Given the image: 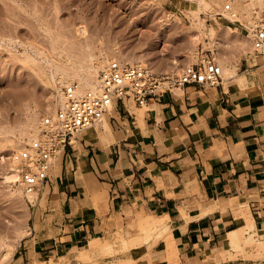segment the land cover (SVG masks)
I'll list each match as a JSON object with an SVG mask.
<instances>
[{
    "label": "crops",
    "instance_id": "0c3cea01",
    "mask_svg": "<svg viewBox=\"0 0 264 264\" xmlns=\"http://www.w3.org/2000/svg\"><path fill=\"white\" fill-rule=\"evenodd\" d=\"M263 67L247 68L243 86L188 85L166 94L146 107L144 126L129 106L115 110L109 144L87 130L80 147L62 153L39 192L30 232L9 264L133 260V254L113 259L96 252L86 262L79 254L89 249L91 257L97 249L91 241L125 233L130 222L147 215L171 228L181 264H213L209 259L224 242L232 246L228 235L246 228L250 217L254 231L263 232ZM236 261L252 258L228 263ZM137 264L169 262L155 256Z\"/></svg>",
    "mask_w": 264,
    "mask_h": 264
},
{
    "label": "rangeland",
    "instance_id": "374dc122",
    "mask_svg": "<svg viewBox=\"0 0 264 264\" xmlns=\"http://www.w3.org/2000/svg\"><path fill=\"white\" fill-rule=\"evenodd\" d=\"M206 2L207 6L200 8L196 0H0V239L6 237L15 245L13 254L0 264H9L18 254L22 238L29 234L33 222L36 203L12 198L5 175L13 153L29 144L14 141L15 134L21 128L38 133L42 116L58 108L54 105L63 85L52 80V68H68L70 60L83 69L93 65L98 77L107 60L116 57L164 73L210 57L220 65L222 60L227 61L233 70L234 77L225 83L239 84L237 79L245 76L247 68L264 65V57L248 58L251 46L239 39L247 35L246 27L261 15L264 4L260 7L252 0ZM226 3L232 5L236 17L226 15L230 14L225 12ZM199 18L204 20L203 25L196 24ZM193 33L201 36L196 44ZM90 55L94 56L92 63ZM42 68L48 74L42 73ZM127 105L133 114L142 111L145 115L147 111L146 107L136 109L132 102ZM112 116L116 118L118 113L109 110L102 122L92 127L101 140L107 134L106 121L112 128ZM85 133L77 136L75 147L81 146ZM38 196L35 194L32 200H38ZM162 222L165 220L149 227L145 217H138L127 225L125 233L120 230L113 238L98 239L110 243L113 251L103 253L97 248L91 250V257L79 259L91 261L97 252L113 259H130L133 254V260L119 264H137V259L151 261L155 256L169 264H181L172 231L164 229L166 224ZM21 228L29 231L17 239ZM251 230L245 228L246 240L239 248L224 242L222 249L213 254L215 259L209 260L213 264H264V231ZM237 257L252 261L228 263Z\"/></svg>",
    "mask_w": 264,
    "mask_h": 264
},
{
    "label": "built area",
    "instance_id": "2783aa9c",
    "mask_svg": "<svg viewBox=\"0 0 264 264\" xmlns=\"http://www.w3.org/2000/svg\"><path fill=\"white\" fill-rule=\"evenodd\" d=\"M225 11L232 14L230 3L226 4ZM246 28L253 49L248 58L264 57V9ZM222 82L223 67L210 57L164 73L111 57L99 71L96 89L82 91L76 81L62 83L64 102L55 111L44 114L36 138L13 153L8 167L13 177L10 184L20 187L34 205L37 200H30L29 196L39 194L49 182L62 153L73 148L79 134L101 123L111 106L127 110V104L132 102L148 107L150 102L185 86L218 87Z\"/></svg>",
    "mask_w": 264,
    "mask_h": 264
},
{
    "label": "bare ground",
    "instance_id": "6f19581e",
    "mask_svg": "<svg viewBox=\"0 0 264 264\" xmlns=\"http://www.w3.org/2000/svg\"><path fill=\"white\" fill-rule=\"evenodd\" d=\"M197 3L199 4V7L200 8H203V7H206L207 6V2L206 0H196ZM252 1H257L256 3L260 5H263L264 4V0H252ZM230 2V1H229ZM232 2V1H231ZM254 2V3H255ZM253 3V2H251ZM227 4V3H226ZM242 5V4H241ZM255 5V4H254ZM246 7V6H245ZM249 7V5H248ZM242 8V7H241ZM242 10H246V9H242ZM258 10V9H257ZM197 12V11H196ZM226 12V11H225ZM244 12V11H243ZM232 14H234V11H232ZM232 14L230 13H227L226 15L228 16H232ZM235 16L237 14H234ZM197 18V17H196ZM198 19V18H197ZM203 19L199 18V21H197L198 23H196L197 25H203ZM177 23V22H176ZM205 26V25H204ZM203 30V28H202ZM204 31V30H203ZM201 32V31H200ZM231 34V33H230ZM233 36V35H232ZM235 36V34H234ZM239 36V35H237ZM200 35L198 33H193L192 35V38H193V43L196 44L199 39H200ZM213 37V36H212ZM240 37V36H239ZM238 37V38H239ZM239 39H242L243 42H244V45L248 44L251 46V38H250V35L249 33L247 32V35H243V37H240ZM242 42V41H241ZM220 43V42H219ZM243 45V46H244ZM247 45V46H248ZM242 46V47H243ZM247 47H245L244 49H246ZM249 49V47H248ZM252 47H250V51L248 54H252ZM91 54V53H90ZM89 61L91 62L92 60H94V56H89ZM222 59V58H221ZM142 61V60H140ZM229 61V59H228ZM92 63V62H91ZM100 63V62H99ZM221 65L223 66L224 68V74H223V77H224V81H228L229 79L233 78V70L231 68H229L227 66V61L225 60H222L221 62ZM68 64V68L66 65L63 66H55V68H52V73L50 72L51 74V78L54 82H57L59 80V82L61 83H64V82H70V81H75L79 83L80 87H81V90L82 91H85L87 89H96L97 88V77H96V73L97 70L94 69V67H92L93 65L91 66H88V64H86L88 67H86L87 69H83L82 67H78V66H75L72 64V62L70 60H67V63ZM139 64V63H138ZM85 65V66H86ZM178 65V64H177ZM99 68V67H98ZM153 69V68H152ZM42 70V73L46 74L47 71H45L44 68L41 69ZM40 70V71H41ZM181 70V69H179ZM156 71V70H155ZM48 74V73H47ZM238 76V75H237ZM49 81L51 80L50 78L48 79ZM78 80V81H77ZM237 81H239V84L240 86L242 84H244L246 82V78L245 76H239ZM47 82V81H46ZM243 86V85H242ZM180 91V90H179ZM57 103L54 105L57 107L62 104L64 102V96H63V93H62V90L59 89L58 90V94H57ZM51 106V105H50ZM109 110H116L114 106H111ZM144 111V110H143ZM109 113V112H108ZM107 113V114H108ZM137 116V115H136ZM104 118V117H103ZM143 119H144V112L140 111L138 112V116H137V120L139 122V124L142 126L143 125ZM106 125H107V134L104 136V138H102V140L104 142H106L107 144L111 143L113 141V134H112V131L109 127V123H107L106 121ZM144 126V125H143ZM31 128V126L29 127ZM33 128V126H32ZM36 128V127H35ZM32 130H28V129H23L21 128L20 131H18L16 134H15V140L14 141H17L18 143L22 144L24 142H27V143H30L31 141H33L35 138H36V132L33 133L31 132ZM5 181L6 183L9 185V190H10V196L13 198V197H18L17 199H21L20 201L22 200H27V198H25V195H24V192L23 190L18 187V186H15V185H11L10 183L13 181V177L11 175V173L8 171L7 174L5 175ZM35 194L29 196L30 200H32V198L34 197ZM15 199V200H17ZM25 200V201H26ZM27 202L29 203V201L27 200ZM246 215L245 219L247 217H250L251 215L247 216V214H244V216ZM142 217V216H141ZM144 217V216H143ZM146 218V225H148L149 227H151L152 225H154L156 222H159L161 221L159 218L155 217V216H145ZM248 219V218H247ZM246 219V220H247ZM249 221V224H248V228H251L252 230H255V224L252 220V217H250V219H248ZM161 223V222H160ZM162 223H165V222H162ZM162 225V224H161ZM159 226V225H158ZM161 227V226H159ZM164 229L166 230H171V228L167 225L164 226ZM173 229V228H172ZM247 230V229H246ZM251 230V231H252ZM29 230L26 229V228H21L18 230V233H17V239H20L23 237V233L25 232H28ZM244 231H245V228H240L236 231H233L231 232L229 235H228V238H229V241L231 242V245L233 248H239L241 246V243L246 240L245 238V235H244ZM16 240V239H15ZM13 242L10 241V239L8 240V238L4 237V238H1L0 239V263H4L5 261L8 260V258L10 257L11 254H13L12 251H14V249L12 250V248L15 246L14 244H12ZM15 243V242H14ZM16 244V243H15ZM173 244L174 241H173ZM126 245V244H125ZM127 246V245H126ZM175 246V245H174ZM92 247H97V248H100L102 250L103 253H107V252H111L113 251V248H112V245L108 242L106 243H101L100 241L97 240H93L91 241L90 243V248ZM176 247V246H175ZM15 248V247H14ZM80 257H86V258H89L90 254H89V249H85L84 251L81 252V254H79ZM78 256V257H79ZM180 264V263H179Z\"/></svg>",
    "mask_w": 264,
    "mask_h": 264
}]
</instances>
